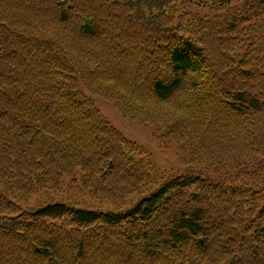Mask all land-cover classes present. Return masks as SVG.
I'll use <instances>...</instances> for the list:
<instances>
[{
    "label": "trees",
    "instance_id": "obj_1",
    "mask_svg": "<svg viewBox=\"0 0 264 264\" xmlns=\"http://www.w3.org/2000/svg\"><path fill=\"white\" fill-rule=\"evenodd\" d=\"M0 264H264V0H0Z\"/></svg>",
    "mask_w": 264,
    "mask_h": 264
},
{
    "label": "rangeland",
    "instance_id": "obj_2",
    "mask_svg": "<svg viewBox=\"0 0 264 264\" xmlns=\"http://www.w3.org/2000/svg\"><path fill=\"white\" fill-rule=\"evenodd\" d=\"M201 12L204 13V11ZM93 98L96 105L116 128L150 153L157 167L175 173H197L199 171L198 167L190 165L189 151L182 148L181 143L172 141L166 146L162 145L155 134L154 125L124 117L113 103L101 96H93Z\"/></svg>",
    "mask_w": 264,
    "mask_h": 264
}]
</instances>
